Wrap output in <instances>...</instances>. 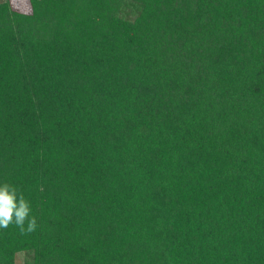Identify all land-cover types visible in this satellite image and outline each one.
I'll use <instances>...</instances> for the list:
<instances>
[{"label": "trees", "instance_id": "trees-1", "mask_svg": "<svg viewBox=\"0 0 264 264\" xmlns=\"http://www.w3.org/2000/svg\"><path fill=\"white\" fill-rule=\"evenodd\" d=\"M0 0V183L37 228L0 264H264V0Z\"/></svg>", "mask_w": 264, "mask_h": 264}, {"label": "clouds", "instance_id": "clouds-1", "mask_svg": "<svg viewBox=\"0 0 264 264\" xmlns=\"http://www.w3.org/2000/svg\"><path fill=\"white\" fill-rule=\"evenodd\" d=\"M15 225L21 234H30L37 228V220L31 215V205L17 187L0 183V229Z\"/></svg>", "mask_w": 264, "mask_h": 264}, {"label": "rangeland", "instance_id": "rangeland-1", "mask_svg": "<svg viewBox=\"0 0 264 264\" xmlns=\"http://www.w3.org/2000/svg\"><path fill=\"white\" fill-rule=\"evenodd\" d=\"M12 7L21 12H29L28 0H10ZM15 264H23L20 256H16Z\"/></svg>", "mask_w": 264, "mask_h": 264}]
</instances>
